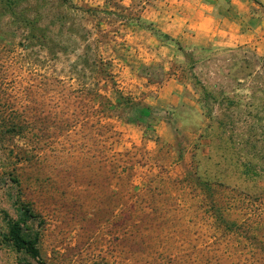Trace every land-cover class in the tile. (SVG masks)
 Returning <instances> with one entry per match:
<instances>
[{
    "label": "rangeland",
    "instance_id": "rangeland-1",
    "mask_svg": "<svg viewBox=\"0 0 264 264\" xmlns=\"http://www.w3.org/2000/svg\"><path fill=\"white\" fill-rule=\"evenodd\" d=\"M153 1L0 16V264H41L2 239L21 203L45 264H264V50L171 36L145 17ZM83 52L110 83L78 78ZM115 90L152 106L147 131L94 94Z\"/></svg>",
    "mask_w": 264,
    "mask_h": 264
},
{
    "label": "crops",
    "instance_id": "crops-1",
    "mask_svg": "<svg viewBox=\"0 0 264 264\" xmlns=\"http://www.w3.org/2000/svg\"><path fill=\"white\" fill-rule=\"evenodd\" d=\"M145 17L177 36L194 32L193 39H216L225 46L253 43L264 50V11L253 0H155Z\"/></svg>",
    "mask_w": 264,
    "mask_h": 264
},
{
    "label": "trees",
    "instance_id": "trees-1",
    "mask_svg": "<svg viewBox=\"0 0 264 264\" xmlns=\"http://www.w3.org/2000/svg\"><path fill=\"white\" fill-rule=\"evenodd\" d=\"M254 2L263 5L260 0H253ZM17 0H0V5L4 9L0 10V16L6 14H16L15 7ZM78 62L81 64L80 67L75 66L74 72L77 74L78 78H85L87 73L88 77L96 74L104 83H110L111 76L109 73L110 64L102 58H99L96 54H93L92 58L86 55L84 52L77 55ZM91 59V60H89ZM88 71V72H87ZM87 77V78H88ZM94 85V84H92ZM88 89V88H87ZM95 97L104 100L107 104L106 110L108 112H118L119 114L125 113V120L129 123H138L145 126V131L150 127V120L152 119V106L146 104L140 99H136L129 94H125L120 90H115L113 99L109 98L106 94H101L98 91L94 92ZM10 131H20V126L13 121L7 123ZM198 185L207 193L210 190L209 182L207 180H198ZM215 209V217L220 221L227 229V231H235L239 229L235 222L226 219L222 216L220 212L217 211V206L213 204ZM19 213L21 219H15L13 217H8L5 214V232L2 233V239L16 251H24L30 254L35 259L39 260L41 264H45L39 257L38 240L39 231L33 230L29 227H23L26 220L36 218V214L33 212V208L30 204L21 203L19 205ZM252 243V242H251ZM254 245V244H253ZM219 262L214 261L209 264H218Z\"/></svg>",
    "mask_w": 264,
    "mask_h": 264
}]
</instances>
